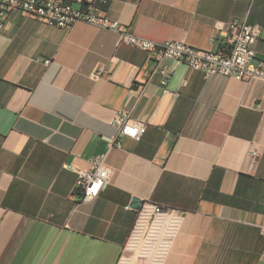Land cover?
<instances>
[{"label": "crops", "instance_id": "1", "mask_svg": "<svg viewBox=\"0 0 264 264\" xmlns=\"http://www.w3.org/2000/svg\"><path fill=\"white\" fill-rule=\"evenodd\" d=\"M85 1L134 34L201 49L223 48L222 33L211 40L217 22L258 24L264 60V0ZM117 110L146 124L119 148L110 147ZM104 152L110 180L81 201L66 165L86 169ZM133 199L183 212L163 264H260L264 81L204 77L179 60L154 61L111 30L9 12L0 32V264H117Z\"/></svg>", "mask_w": 264, "mask_h": 264}, {"label": "built area", "instance_id": "2", "mask_svg": "<svg viewBox=\"0 0 264 264\" xmlns=\"http://www.w3.org/2000/svg\"><path fill=\"white\" fill-rule=\"evenodd\" d=\"M0 0V32L3 30L9 12L17 10L33 16L41 22L59 28H68L78 21L114 31L118 42L137 47L148 53L156 62L171 58L183 62L190 69L202 72L204 77L222 75L249 82L255 79L264 81V60L256 59L254 44L258 40L261 27L245 20L231 19L215 24L214 41L219 34L224 35L223 48L217 50L201 49L181 40L156 42L132 33L127 26L104 14L96 3L85 0ZM48 63L49 60H45ZM103 68H99V71ZM157 71L155 68L154 72ZM161 72L162 91L167 93L168 74ZM98 73V72H97ZM186 81H183L185 84ZM116 133L110 137V147H121L120 139L129 137L140 140L146 124L130 121L127 110H117L111 119ZM106 152L92 156L86 169L66 165L76 173L75 189L81 201L96 198L109 182L111 171L106 165ZM251 159L257 156L250 152ZM183 212L162 208L151 202H143L137 210L135 222L123 247L117 264H163L172 241L177 234ZM264 236V225L260 227ZM140 250L141 259L136 260L132 252ZM260 264H264V248L260 253Z\"/></svg>", "mask_w": 264, "mask_h": 264}, {"label": "water", "instance_id": "3", "mask_svg": "<svg viewBox=\"0 0 264 264\" xmlns=\"http://www.w3.org/2000/svg\"><path fill=\"white\" fill-rule=\"evenodd\" d=\"M140 201L138 199H133L131 202V207L134 209H139Z\"/></svg>", "mask_w": 264, "mask_h": 264}, {"label": "rangeland", "instance_id": "4", "mask_svg": "<svg viewBox=\"0 0 264 264\" xmlns=\"http://www.w3.org/2000/svg\"><path fill=\"white\" fill-rule=\"evenodd\" d=\"M139 253H140L139 248L136 249V250H134V251L132 252V254H133V256H134V259H136V260L141 259V256L139 255Z\"/></svg>", "mask_w": 264, "mask_h": 264}]
</instances>
